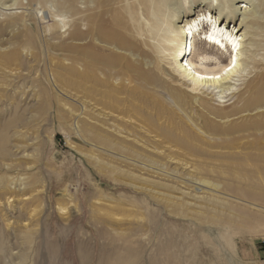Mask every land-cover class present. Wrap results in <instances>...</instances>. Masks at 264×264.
Wrapping results in <instances>:
<instances>
[{"label":"rangeland","instance_id":"obj_1","mask_svg":"<svg viewBox=\"0 0 264 264\" xmlns=\"http://www.w3.org/2000/svg\"><path fill=\"white\" fill-rule=\"evenodd\" d=\"M200 1L0 0V264H96L114 245L120 264H264V140L245 143L264 128L210 146L225 135L203 122L264 120V107L231 109L264 80V9L225 96L172 74L152 35L160 3ZM196 38L193 60L204 50L228 63ZM149 120L252 157L191 154Z\"/></svg>","mask_w":264,"mask_h":264},{"label":"bare ground","instance_id":"obj_2","mask_svg":"<svg viewBox=\"0 0 264 264\" xmlns=\"http://www.w3.org/2000/svg\"><path fill=\"white\" fill-rule=\"evenodd\" d=\"M250 2L251 0H244L239 3H237V0L236 2L235 0H224V2H218L216 0L215 5L217 6L214 15L209 12L211 4H209L208 0H201L198 4L194 5H191L190 3L185 6L178 4L176 7L170 6L169 3H160L156 10L157 21L152 35L157 38L159 45L162 46L163 52L165 53L164 57L170 64V71L172 74L179 76L182 80H190L193 85H196L194 86L196 89L198 86H201V88L207 86V89L210 87H212V90L218 89V91L225 93V96L233 94V91L229 92L231 89L230 80L237 72L242 49L246 46L249 52H254L251 43L245 45L243 42L251 38L250 34L254 25L251 23L259 19L258 13L264 9V0H260L259 4L256 5V8L252 9L249 7L247 8V5H251ZM239 15L238 23L235 24V21L238 18H235V16ZM232 21H234V24H232L229 29L230 22ZM171 31L174 32L173 37H170L168 34ZM197 36L199 39L202 37H208L224 45L225 54L227 58H229L228 63L222 65L216 52L204 50L199 51L197 59L193 60L190 56L195 53ZM225 40L230 42L232 50L223 43ZM205 44L207 43L205 42ZM187 48H189L188 51H186ZM246 62L253 65L256 64L257 60L255 59V54L249 53ZM241 96L242 95L238 97L235 103L231 104V109L235 111V113L242 112V115L245 116L247 115V110L256 107L259 109L254 113L261 112L264 107V80H262L258 88L250 89L246 96ZM230 98L232 97L230 96L226 100H229ZM203 103L206 102L203 101ZM160 109H162V107L159 105L158 110ZM235 117H237V115H233L230 119L225 120V122H227L225 125L221 124V122L210 119L209 117L204 118L203 122L205 128H203L205 131L215 130L222 132V134L225 135V137H214L209 139L207 145H220V141H226V144H238L247 137L250 131H261L264 128L263 119L253 120L251 118H242L243 120L236 121L233 119ZM149 122L151 124L149 129L154 132L155 135L162 136V139L163 137L167 139L169 138L174 144H180L191 154L228 158L230 159L229 161L232 159H247L252 157L250 152H245L243 157H239V152L222 153L197 148L191 143V139L188 138L189 134L187 132H184L182 137L179 135L176 138L172 135V132L164 130L161 126L155 124L153 120H149ZM190 125L195 129L194 124L190 123ZM200 134H202V132H200ZM257 136L253 142H245L249 144L247 147L260 145L261 141L264 140V131ZM229 161L225 162L221 160L222 164L225 166L234 164ZM195 163L203 165L201 161ZM193 164L194 163H190V166ZM237 164L240 165L241 163L238 162ZM111 247L112 248L108 247L107 249L113 251L115 259H109L113 257L106 256L107 254L113 255L111 254L112 252L103 250L104 255L101 256L100 254V256H98L99 258L97 259L96 264H120L127 261L125 256L118 253L120 246L114 245ZM159 248L161 249L162 245ZM53 250H51V253ZM85 254L84 251H80L79 261L85 260ZM52 257H54L53 254L50 256V259ZM49 262L52 264L51 261ZM159 264L161 263L159 262Z\"/></svg>","mask_w":264,"mask_h":264}]
</instances>
